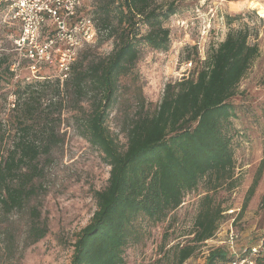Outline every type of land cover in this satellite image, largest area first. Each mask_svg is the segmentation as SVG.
Returning a JSON list of instances; mask_svg holds the SVG:
<instances>
[{"label": "trees", "instance_id": "1", "mask_svg": "<svg viewBox=\"0 0 264 264\" xmlns=\"http://www.w3.org/2000/svg\"><path fill=\"white\" fill-rule=\"evenodd\" d=\"M176 13L175 0H98L94 8L98 33L113 38V50L88 64L75 60L68 77L62 84L57 80L55 93L47 100L41 95L46 92L45 82L30 87L25 112L33 118L40 112L42 125L37 129L36 123L23 121L5 154L0 151V222L4 216L24 211L38 194L35 179L42 172L38 159L58 143L51 120L53 109L62 106L60 95L66 89L78 102L88 97L90 108L79 107L77 126L81 135L103 153L110 167L107 185L94 192L96 209L72 243L70 264H127V248L143 242L151 228L166 221L182 205L186 194L203 180L206 190L199 201L193 237L190 243L177 246L178 264L215 236L225 211L215 193L223 188L233 190L237 185L233 148L237 130L233 119L238 114L232 99L259 56L258 44L249 42L248 27L230 29L226 38L209 51L200 68L168 82L153 112L148 111L146 98L137 87L135 112L124 123L125 147L108 125L110 112L119 101L122 78L138 76L135 68L143 48L166 51L170 47L171 30L166 23ZM6 64L7 57L2 56L0 89L10 69ZM263 171L264 158L247 191L241 215ZM261 205L264 207V194ZM0 230L3 251L14 255L16 233L11 226ZM48 232L47 219L41 218L38 207L30 208L23 248ZM221 261H229L227 251L216 247L203 264ZM258 261L264 264V255Z\"/></svg>", "mask_w": 264, "mask_h": 264}, {"label": "rangeland", "instance_id": "2", "mask_svg": "<svg viewBox=\"0 0 264 264\" xmlns=\"http://www.w3.org/2000/svg\"><path fill=\"white\" fill-rule=\"evenodd\" d=\"M159 1L168 3L171 0ZM175 1L177 13L166 23L171 30L170 47L166 51L143 48L135 68L138 76L136 79L122 78L119 101L110 112L108 125L121 146L125 147L124 123L135 112L134 92L137 87L141 88L146 98L148 111L153 112L168 82L191 75L200 68L209 51L226 38L230 29L248 27L249 42L258 44L259 56L241 80L232 99L238 114L233 119L237 130L233 142L237 185L233 190L223 188L215 193L216 200L225 209L218 230L183 263L203 264L212 248H223L230 258L244 247L259 245L264 240V207L261 205L264 171L247 209L240 214L247 191L264 158V0ZM97 2L82 0L79 16L95 20ZM47 25L53 24L49 20ZM53 33L52 26H45L40 40L52 37ZM19 34L18 23L5 24L0 16V58L7 57L6 65L10 68L0 89V151L4 154L18 136L20 123H36L37 129L42 125L38 117L40 112L36 118L25 112L30 87L36 82H45L43 88L46 92L42 91L41 95L47 100L54 95L57 80L62 84L68 77L63 75L55 62L33 70V63L26 56L27 48L17 43ZM113 47V38L98 34L96 39L78 48L76 60L88 64L110 54ZM60 96H63L62 106L53 109L55 113L51 120L58 143L38 159L42 168L40 176L35 179L38 194L21 213L1 218L0 227L11 226L18 243L14 245V255L4 252L3 230H0V264H70L75 236L88 224L96 209L94 192L107 185L110 167L104 161L103 153L81 135L77 126L81 115L79 107L90 108L88 97L78 102L66 89ZM45 128L41 126L42 130ZM205 190L203 180L197 189L186 194L182 205L166 221L151 228L143 242L128 247L126 263L178 264L177 246L190 243L199 201ZM32 207H38L41 218L47 219L49 232L24 249L29 209ZM231 234L234 235L233 243L230 241ZM217 264H228V261Z\"/></svg>", "mask_w": 264, "mask_h": 264}, {"label": "built area", "instance_id": "3", "mask_svg": "<svg viewBox=\"0 0 264 264\" xmlns=\"http://www.w3.org/2000/svg\"><path fill=\"white\" fill-rule=\"evenodd\" d=\"M81 7L82 0H0V16L5 24H19L17 43L27 48L33 70L55 62L67 77L78 48L99 34L93 18L79 16ZM49 20L53 25H47ZM45 26H52L54 33L40 40ZM230 238L233 243L234 235ZM260 255H264L263 241L230 256L228 264H261Z\"/></svg>", "mask_w": 264, "mask_h": 264}]
</instances>
